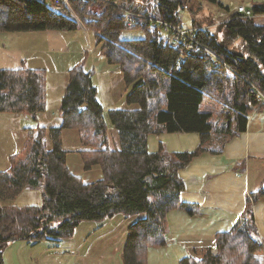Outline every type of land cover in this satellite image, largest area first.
<instances>
[{
    "label": "trees",
    "instance_id": "obj_1",
    "mask_svg": "<svg viewBox=\"0 0 264 264\" xmlns=\"http://www.w3.org/2000/svg\"><path fill=\"white\" fill-rule=\"evenodd\" d=\"M205 1L227 7L219 0ZM189 3L72 0L74 11L94 31L100 54L117 66L130 87L126 106L110 108L105 115L92 81L94 69L86 70L82 62L68 69L60 123L41 126L36 134L29 131L22 151L12 154L9 167L0 170V201L24 189L45 194L39 207L0 203V264H5L3 249L10 237L30 242L66 239L80 221H102L115 214L136 218L126 229L122 264H146L148 248L166 242L167 213L178 206L193 213L180 201L184 182L179 170L207 149L210 136L226 132L231 137L246 129L251 113L247 100L256 97L249 89L253 85L264 94V25L239 16L217 24L194 18L198 44L186 49L180 42L170 44L164 32L146 19L180 24L178 10ZM251 8L264 13V2ZM123 9L144 16L135 26L143 30L141 38L121 37L128 27L122 22ZM78 27L73 16L55 11L47 0H0V32ZM210 52L227 65L216 64ZM46 106L45 69L0 68V113L35 116ZM110 127L115 135H109ZM63 128L78 131L84 167L98 165L101 178L83 182L68 172L67 150L60 138ZM163 132H195L200 143L183 152L168 151L160 143L157 151L150 152L148 136ZM260 199H264L261 188L246 196L231 229L216 234V253L211 245L201 246L179 264H260L264 247L252 211Z\"/></svg>",
    "mask_w": 264,
    "mask_h": 264
},
{
    "label": "crops",
    "instance_id": "obj_2",
    "mask_svg": "<svg viewBox=\"0 0 264 264\" xmlns=\"http://www.w3.org/2000/svg\"><path fill=\"white\" fill-rule=\"evenodd\" d=\"M219 1L225 6L242 3L247 7L264 2V0ZM201 8L199 5L192 11L193 18L197 19L200 15L198 17L200 20L205 19L201 16ZM257 19L258 22L254 19L256 24L264 25V19ZM62 35L64 38L54 29L0 32V68L14 69L25 66L43 68L47 71L50 67L44 61L48 57L43 54H68L70 47L65 35ZM41 59V65L35 67ZM114 75L115 72L111 71V76ZM66 82L67 79L65 82L61 80L59 86L62 91L60 95L58 94V105L55 109L57 112ZM49 99L47 90V102ZM160 143L172 152L193 151L200 143V135L195 132H163L149 135L147 138L150 152L157 151ZM205 145L206 150L193 157L179 170V176L184 182L180 201L187 204L193 213L180 206L167 213L166 242L164 245L148 248L146 264H179L182 258L193 255L196 248L213 246L216 234L229 231L240 216L245 207L246 196L260 188L264 190L263 107L249 114L244 131L231 137L226 132H218L210 136ZM211 148L214 151L210 150ZM252 211L264 247V199L253 203ZM116 216L121 218L115 220L113 224ZM135 219L115 214L109 219L96 222V227L101 226L105 229L88 242L85 237L81 238L75 246L73 255H70L67 245L75 243L73 241L75 234L66 239L38 241V245L42 246L35 259L21 261L20 264H122L121 260L118 262L119 254L116 252H122L126 229ZM98 241H101V244L97 245L100 248L95 246ZM26 243L29 245L30 241ZM93 249L98 260L90 262L82 260L87 252ZM105 255L108 258L106 260ZM260 259V264H264V255Z\"/></svg>",
    "mask_w": 264,
    "mask_h": 264
},
{
    "label": "rangeland",
    "instance_id": "obj_3",
    "mask_svg": "<svg viewBox=\"0 0 264 264\" xmlns=\"http://www.w3.org/2000/svg\"><path fill=\"white\" fill-rule=\"evenodd\" d=\"M199 1L201 2L202 7L200 10L201 16L205 18L203 19V22L205 24L211 22L215 23L212 14L217 9L216 5L205 0ZM47 2L51 3V0H47ZM197 5L198 0H191L189 6H184L178 10L180 25L184 27L192 25V20L194 19L192 11ZM74 12L77 15V23L80 25L78 29H54L55 31H58L62 37V34L65 35L70 47L68 54H43L45 57H48L47 60L44 59V62L50 67L47 68L46 71L47 90H49L50 99L49 102H47L45 111L37 113L35 116L22 113H0V170H6L9 167L10 156L12 154L22 151L29 131L36 134L41 126L49 128L51 126H57L60 123L59 112L55 110L58 105V94L60 95L62 91V88L59 86L61 80L65 82L67 79V68H70L75 63L82 62L86 70L90 68L94 69L92 81L97 87L98 97L103 105L105 115L110 108L126 106V95L130 87H126L117 66L109 63L106 57L100 54L99 45L96 44L94 31L85 26V18L82 17L81 19L77 12ZM198 17L197 20H200ZM255 21L258 22L259 19L255 18ZM143 34V30L140 27L131 26L122 29L120 35L122 38L128 39L141 38ZM41 63L42 59L40 60V63L35 64V67L40 66ZM111 71L115 72L114 76H111ZM111 134L115 135V131L110 127L109 135ZM60 138L62 148L67 150L66 166L69 173L78 176L83 182H92L102 177V172L98 165H93L89 169H85L81 153L78 151L79 149L84 148V146L80 140L79 133L75 128H63L60 133ZM46 145L48 147L51 146V141H48L47 138ZM41 193L42 192L39 189H24L15 197L0 201V203L11 204L17 207L30 205L39 207L43 204ZM120 218L121 217L116 216L112 223L114 224L115 220H119ZM96 222L99 221H80L75 226L72 234V236L75 234L73 237L75 243L67 245L70 255L75 253V246L81 238L85 237L88 242L94 235L99 234L105 229L101 228V226L96 227ZM27 244L26 240L22 239L8 241L3 249V259L5 264H20L21 261L24 262L35 259L36 254L39 252L42 245H38V242H30L29 245ZM99 244H101V241H98L95 246H99ZM211 247L214 249L213 252L216 253L217 250L215 245ZM117 249L118 247L116 246V250ZM116 253L119 254L118 262H120V260L122 261V252ZM95 259L98 260V256L94 249L87 252L86 257L82 258V260H87L88 262L94 261ZM106 259L108 258L105 255V260ZM77 260H79V258Z\"/></svg>",
    "mask_w": 264,
    "mask_h": 264
},
{
    "label": "built area",
    "instance_id": "obj_4",
    "mask_svg": "<svg viewBox=\"0 0 264 264\" xmlns=\"http://www.w3.org/2000/svg\"><path fill=\"white\" fill-rule=\"evenodd\" d=\"M51 5L55 11L71 15L77 21V15L72 8V0H51ZM177 15L179 17V13H177ZM234 16L250 19H264V13H255L251 7H247L242 3L230 4L226 8L219 7L212 14L213 20L216 24L226 22ZM143 17L144 16L139 13L123 9L122 22L128 27L136 26L138 23V19H144ZM146 19L153 27H156L160 31L164 32L166 39L172 45L180 42L184 44L186 49H191L194 45L198 44V41L195 37L197 27L193 25L184 27L180 24L170 23L166 20L153 17H147ZM210 56L216 64L223 63L227 65L214 53L210 52ZM249 91L252 94H255L256 97L255 99L249 98L247 100V106L250 108L251 112H256L259 110L260 105H264V94L256 86L253 85L251 86ZM212 251H214V249H212Z\"/></svg>",
    "mask_w": 264,
    "mask_h": 264
},
{
    "label": "water",
    "instance_id": "obj_5",
    "mask_svg": "<svg viewBox=\"0 0 264 264\" xmlns=\"http://www.w3.org/2000/svg\"><path fill=\"white\" fill-rule=\"evenodd\" d=\"M41 194H42V196L45 195L44 192H42ZM39 217H40V218L42 217V213L39 215ZM13 240H15V237H10V238H9V241H13Z\"/></svg>",
    "mask_w": 264,
    "mask_h": 264
}]
</instances>
